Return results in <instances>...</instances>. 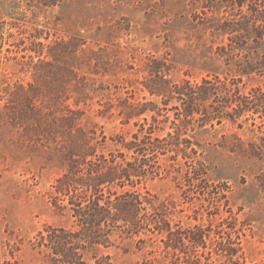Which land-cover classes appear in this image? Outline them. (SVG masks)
Instances as JSON below:
<instances>
[{"label": "rangeland", "instance_id": "1", "mask_svg": "<svg viewBox=\"0 0 264 264\" xmlns=\"http://www.w3.org/2000/svg\"><path fill=\"white\" fill-rule=\"evenodd\" d=\"M230 10L225 0H0V264L44 263L35 235L73 223L52 186L72 152L102 135L98 151L122 149L118 136L128 140L135 121L151 120L125 122L120 111L144 97L160 104L144 86L159 65L152 59L166 63L171 82L240 78L241 93L264 91V45L254 34L230 42L220 29ZM213 99L197 103L212 111ZM203 115L186 125L187 157L160 155L157 174L134 187L170 202L184 243L141 232L89 256H107L102 264H264V116ZM165 126L159 135L173 131Z\"/></svg>", "mask_w": 264, "mask_h": 264}, {"label": "trees", "instance_id": "2", "mask_svg": "<svg viewBox=\"0 0 264 264\" xmlns=\"http://www.w3.org/2000/svg\"><path fill=\"white\" fill-rule=\"evenodd\" d=\"M225 1L231 9V17L225 18L220 29L230 35V42L246 44L254 34L253 41L264 45V0ZM152 61L159 65L149 71L150 82L144 86L150 95L160 98V104L144 97V102L129 105L132 107L130 111H120L125 122L144 114H150L151 120L144 115L143 122L135 121L138 129L128 140L119 135L117 142L122 149L107 153L98 151L97 145L105 140L104 135L95 141L96 145L91 144V140L85 141L81 149L69 156L63 172L52 185L54 197L66 200L62 207L70 210L74 221L70 226L46 225L35 235L32 245L43 253L45 260L42 264H102L107 256L97 258L94 253L89 256L96 246H109L117 238H131L141 232H165L167 246L177 247L173 240L183 244L181 227L176 224V229L172 228L170 202L160 200L148 190L143 193L134 187L157 174L156 163L160 155L172 152L169 158L173 160L180 153L187 157L186 148L191 140L184 135L186 125L195 113L204 114V122L214 118L220 120L222 116L238 117L245 112L264 116V91L261 88L243 94L238 86L240 78L225 81L218 76L204 77L201 83L195 84L189 80L171 82L165 78L166 63ZM211 97L216 103L210 104L213 110L207 111L203 107L202 111L197 101L205 102ZM172 100L179 103L170 105ZM167 122L173 131L159 135ZM258 127L264 132L263 120ZM128 153H131L130 158ZM257 180L264 195V170L257 175ZM199 231V234L203 233ZM144 240L142 237L138 239L140 242ZM189 240L198 243L193 236ZM227 247L229 255L237 253L236 248ZM4 264L25 263L13 259Z\"/></svg>", "mask_w": 264, "mask_h": 264}]
</instances>
